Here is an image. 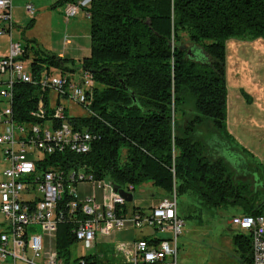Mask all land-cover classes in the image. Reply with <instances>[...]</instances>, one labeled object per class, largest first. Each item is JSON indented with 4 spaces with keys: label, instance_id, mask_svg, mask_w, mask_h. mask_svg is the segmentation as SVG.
<instances>
[{
    "label": "trees",
    "instance_id": "trees-1",
    "mask_svg": "<svg viewBox=\"0 0 264 264\" xmlns=\"http://www.w3.org/2000/svg\"><path fill=\"white\" fill-rule=\"evenodd\" d=\"M87 13L89 56L76 65L74 59L37 51L31 64L35 75L51 68L78 73L81 67L92 74L96 86L90 114L70 117L69 122L95 139L87 153L45 156L42 169H82L123 190L151 182L171 194L176 184L178 196L191 194L207 208L232 205L243 214H264L262 194L237 180L224 158L211 156L200 131L212 120L219 135L233 142L226 42L264 40V0H93ZM183 33L200 47L201 55L197 49L189 52ZM16 91L19 119L37 122L30 113L38 106L39 87L21 83ZM242 95L251 101L245 90ZM83 217L78 213L76 218ZM76 228L77 220L71 219L56 232V248L65 264L80 261L73 255ZM233 242L241 263L252 264L250 233H236ZM83 258L86 264L103 261L98 253Z\"/></svg>",
    "mask_w": 264,
    "mask_h": 264
},
{
    "label": "built area",
    "instance_id": "built-area-1",
    "mask_svg": "<svg viewBox=\"0 0 264 264\" xmlns=\"http://www.w3.org/2000/svg\"><path fill=\"white\" fill-rule=\"evenodd\" d=\"M26 1L27 12H35L33 0ZM92 2L67 0V20L84 9L90 16L87 9ZM12 7V0H0V35L9 34L12 40L8 53L0 55V153L7 164L2 177L0 173V212L7 219V227L0 230V264L9 258L11 264H65L56 248V232L59 224L71 219L77 220L76 242L88 250L96 247L98 233L111 236L117 230L150 227L154 235L157 230L170 234L169 238L140 237L120 242L115 255L118 263L99 264H179L185 221L178 214L176 187L174 194L158 205L145 211H128L125 196L109 180L95 179L82 169H42L40 162L45 156L91 150L95 137L72 126L64 99L89 111L96 82L83 67L78 73L51 68L35 75L31 64L27 71L23 64L26 50L13 39ZM21 83H32L41 90L40 107L38 104L30 113L37 122L21 121L15 111L16 87ZM52 91L53 112L44 108L46 99L51 98L46 92ZM81 185H87L90 192L82 195ZM131 189L124 190L130 193ZM78 213L84 217L76 218ZM232 224L250 233L252 264H264V214L237 216ZM33 225L41 226L42 232L30 234ZM83 256L77 264H86Z\"/></svg>",
    "mask_w": 264,
    "mask_h": 264
},
{
    "label": "rangeland",
    "instance_id": "rangeland-1",
    "mask_svg": "<svg viewBox=\"0 0 264 264\" xmlns=\"http://www.w3.org/2000/svg\"><path fill=\"white\" fill-rule=\"evenodd\" d=\"M59 1L61 3L58 4ZM64 1L33 0L36 11L30 13L24 8L26 0H14L12 10L15 23L13 39L15 42H20L22 48L28 53V57L23 60L27 71L31 70L30 66L37 51H49L61 57L74 59L76 65L84 57L90 55V19L84 9L67 22L65 13L67 3ZM33 19H35L34 22H32ZM182 35L183 43L190 48L189 52L195 54L197 49V53L201 55V51L198 49L200 47L195 46L186 33ZM11 41L9 34L0 35L2 53L9 51ZM263 42V39L251 41L236 38L226 42L228 129L233 137V142L228 141L227 143L226 139L219 135L212 120H208L200 126L201 138L211 156L222 157L229 162L235 173V178L247 181L254 192H259V196L262 194L260 199L264 198V173L257 167L259 163L264 167ZM244 90L248 93L250 102H247L242 95ZM46 94L51 98L46 99L44 108L53 112L55 92H46ZM64 101L68 116L78 117L90 114V111L83 106L70 103L69 99H64ZM38 104L40 107L41 103ZM51 106L53 107L51 108ZM219 141L222 143L220 144ZM243 147L246 148V153L242 152ZM126 155V150H122L123 160ZM6 166L7 164L3 162L0 153L1 177ZM130 193L134 197L131 201H127L128 211L134 207L150 209L151 205L174 194L173 191L171 194L165 192L151 182L139 186ZM178 214L185 221L184 231L180 236L179 264H242L237 247L233 242V236L238 232L246 233V231L232 224L234 217L244 215L241 207L227 205L220 208H207L201 205L195 196L182 194L178 196ZM2 226L7 227V219L0 212V230ZM40 232H42L41 226H31L30 234ZM153 236L169 238L170 234L157 230L154 235L150 227L117 230L111 236L98 233L95 248L88 250L81 242H76L73 246V255L79 257L98 253L103 260L101 263H105L107 260L104 256L114 258L117 253V245L120 242L126 243L136 238H151ZM11 261L9 258L5 264H11ZM114 263H118V260Z\"/></svg>",
    "mask_w": 264,
    "mask_h": 264
},
{
    "label": "crops",
    "instance_id": "crops-1",
    "mask_svg": "<svg viewBox=\"0 0 264 264\" xmlns=\"http://www.w3.org/2000/svg\"><path fill=\"white\" fill-rule=\"evenodd\" d=\"M12 2H13V4H14V0H12ZM27 3V2H26ZM34 4V3H33ZM14 6V5H13ZM25 6H26V4H25ZM25 8V7H24ZM12 10H13V7H12ZM34 10L36 11V8H35V5H34ZM12 15H13V12H12ZM87 17L89 18V16L87 15ZM90 19V18H89ZM13 20H14V18H13ZM67 22L69 21V20H66ZM14 22V21H13ZM90 25H91V23H90ZM71 39V38H70ZM264 43V42H263ZM6 53H8V52H6ZM6 53H2L1 52V50H0V55L1 56H3V55H5ZM90 53H91V49H90ZM60 55H62L61 53H60ZM79 188H80V191H81V194L82 195H85V194H87V193H89L90 192V189L87 187V185H81V186H79ZM102 196V194H101V192H99V197H101ZM134 197V196H133ZM162 200V199H161ZM160 200V201H161ZM160 201H158L157 203H155V204H153V205H151L150 206V208H152V207H154V206H156V205H158L159 204V202ZM126 207H127V205H126ZM135 208H141V207H134V209ZM141 209H144V208H141ZM129 230V229H128ZM116 255V254H115ZM115 258H116V256H115ZM118 261H119V257H117L116 258Z\"/></svg>",
    "mask_w": 264,
    "mask_h": 264
},
{
    "label": "water",
    "instance_id": "water-1",
    "mask_svg": "<svg viewBox=\"0 0 264 264\" xmlns=\"http://www.w3.org/2000/svg\"><path fill=\"white\" fill-rule=\"evenodd\" d=\"M113 186H114V184H113ZM114 189L116 191H119L123 196H125V198L127 199V201H131L133 199V194L132 193H128L125 190H123V189H121V188H119L117 186H114Z\"/></svg>",
    "mask_w": 264,
    "mask_h": 264
},
{
    "label": "bare ground",
    "instance_id": "bare-ground-1",
    "mask_svg": "<svg viewBox=\"0 0 264 264\" xmlns=\"http://www.w3.org/2000/svg\"><path fill=\"white\" fill-rule=\"evenodd\" d=\"M127 200V199H126Z\"/></svg>",
    "mask_w": 264,
    "mask_h": 264
}]
</instances>
